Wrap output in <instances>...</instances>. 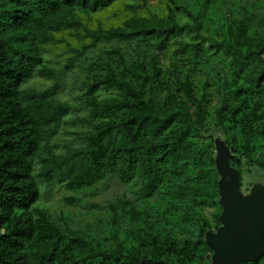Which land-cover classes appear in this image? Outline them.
I'll return each mask as SVG.
<instances>
[{
    "label": "trees",
    "instance_id": "16d2710c",
    "mask_svg": "<svg viewBox=\"0 0 264 264\" xmlns=\"http://www.w3.org/2000/svg\"><path fill=\"white\" fill-rule=\"evenodd\" d=\"M116 1L0 0V264L212 261L213 250L205 240L210 222L196 215L199 205H220L214 141L205 145L199 141L207 128L212 95L208 87L199 94L191 74L172 69L175 90H168L159 101L163 69L158 56L130 66L120 48L107 49L122 69L117 72L108 62L95 67L83 98L88 116L79 119L89 127L75 133L79 144L52 142L71 110L69 102L57 98L62 77L76 57L100 41H137L163 48L194 33L198 40L181 41L179 50L192 48L197 55L207 56L200 13L189 11L193 22H182L177 0H166L165 15L136 13L110 28H89L83 23L82 15L105 10ZM141 1L137 6L148 4ZM259 20L252 15L236 19L228 36L210 47L230 56L233 74L230 88L220 92L217 124L227 132L240 127L243 144L235 135L227 139L232 154L242 152L261 171L264 155L255 158V153L264 146V29L252 31ZM81 28L91 42L70 48L72 56L63 71L46 66L45 47L56 40L55 35ZM37 73L52 78V85L43 90L23 88ZM102 89L117 93L101 97ZM230 162L239 170L242 186L241 158L233 154ZM109 175L124 183L139 182L137 192L143 199L160 190L162 199H167L165 210L155 213L128 202L131 217L138 221L136 246L108 247L36 206L41 184L65 183L71 190H80ZM177 218L198 225L193 232L196 238L181 239L161 231L160 226L177 223ZM242 264H264V256Z\"/></svg>",
    "mask_w": 264,
    "mask_h": 264
},
{
    "label": "rangeland",
    "instance_id": "374dc122",
    "mask_svg": "<svg viewBox=\"0 0 264 264\" xmlns=\"http://www.w3.org/2000/svg\"><path fill=\"white\" fill-rule=\"evenodd\" d=\"M141 0H117L109 8L93 12L90 15H82L83 23L89 28L103 26L110 28L121 25L123 21L134 14H147L149 12L165 15L167 14L166 0H148V4H141ZM245 7L241 8L240 4ZM178 15L182 22H193L189 11L200 13L203 27L200 34L206 39L202 42L207 56H199L195 50H179L181 41L193 42L196 39L194 33H187L178 41L172 42L167 47L149 46L137 41H100L97 45L88 48L82 56L73 60V66L64 73L61 88L57 98L67 101L71 110L64 117L59 132L53 138V143L60 145L77 146L79 140L77 132L84 131L89 126L79 119L87 118V110L83 107V98L86 83L91 80L95 67L99 62L110 63L117 72L121 71L119 60L116 55L108 54L107 49L120 48L128 65L133 66L138 60L150 59L158 56L163 69V78L160 89L157 92V99L162 101L168 90H175L172 86L171 70L176 68L180 73H188L193 77L198 93H202L208 87L212 100L208 109L207 128L203 132L200 143L207 144L214 141L213 152L216 156L215 139L221 137L227 141L230 136L235 135L243 144L239 126L233 131L227 132L223 127L218 126L216 121V109L221 102V91L229 89L232 82V69L230 56L224 50L216 52L211 48L213 41H223L229 34V28L238 18L252 15L259 18L253 24V30L264 29V0H177ZM136 7V8H132ZM258 20V19H257ZM56 40L45 47L44 58L46 66L61 72L64 70L68 59L72 56L70 48L79 49L91 42L90 37L85 34L83 28L66 31L55 35ZM52 78L36 74L23 88H36L43 90L51 86ZM117 92L113 89H102L98 94L101 97L112 96ZM236 133V134H235ZM264 146L256 151L255 158H263ZM241 158L242 190L249 192L255 182L264 183V170L259 165L249 164L247 157L242 152L233 153ZM40 165L36 167L39 171ZM139 182L133 180L124 183L114 175H109L95 185L80 190H71L65 183L41 184L40 198L36 206L47 210L50 216L85 237L101 241L108 247L136 246L138 239L135 236V229L138 228V221L131 217L129 212L131 202L141 211L155 213L165 210L167 199H162L164 193L160 190L154 197L143 199L138 194ZM76 199L75 202L67 199ZM127 202V203H126ZM131 204V205H132ZM118 207L115 211L111 206ZM147 207L148 209H144ZM222 213L221 204L199 205L196 209L198 217H205L216 230L221 223L219 215ZM177 223H170L160 226L162 232L170 231L172 235L181 238H196L198 225L182 223L178 218ZM194 232V233H193Z\"/></svg>",
    "mask_w": 264,
    "mask_h": 264
},
{
    "label": "water",
    "instance_id": "95a60500",
    "mask_svg": "<svg viewBox=\"0 0 264 264\" xmlns=\"http://www.w3.org/2000/svg\"><path fill=\"white\" fill-rule=\"evenodd\" d=\"M215 164L220 174V226L206 231V243L212 248L210 264H242L264 256V183L257 181L249 192L242 190L239 170L227 141L215 139Z\"/></svg>",
    "mask_w": 264,
    "mask_h": 264
}]
</instances>
